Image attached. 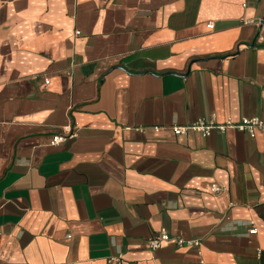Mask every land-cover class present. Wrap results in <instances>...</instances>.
<instances>
[{"label": "crops", "instance_id": "1", "mask_svg": "<svg viewBox=\"0 0 264 264\" xmlns=\"http://www.w3.org/2000/svg\"><path fill=\"white\" fill-rule=\"evenodd\" d=\"M213 116L264 117V0H0V264H264V131L170 129Z\"/></svg>", "mask_w": 264, "mask_h": 264}, {"label": "built area", "instance_id": "2", "mask_svg": "<svg viewBox=\"0 0 264 264\" xmlns=\"http://www.w3.org/2000/svg\"><path fill=\"white\" fill-rule=\"evenodd\" d=\"M246 22H252V20H247ZM258 23H262L261 21ZM209 28L214 27V22H209L207 24ZM76 34L79 35L80 31H76ZM50 80L47 78L45 80L46 84H49ZM156 132H160L161 130L165 129L166 127L163 126H154L153 127ZM170 129L176 135L187 134L189 132H197L202 136H209L213 132L217 131L220 133H225L228 130H237L241 132H246L252 138L256 137L257 133L260 131H264V117L261 116H242L238 120L233 118H227L222 122H218L213 116L212 118L208 119L205 117H199L195 120L192 124L186 126H171ZM138 130L142 131V128H138ZM78 135V128L73 126L72 124L66 126L62 129V132L56 133L53 135L52 144L58 145L64 141L72 139ZM227 188L225 185L219 184L217 182H212L209 185V191L211 193H220L225 191ZM249 232L254 234L258 232V227L254 221L251 222V226ZM172 242L176 244L178 247H185V248H200L202 242L200 239L194 238H185L182 236H174L170 234L167 230L162 229L156 234L150 236L147 239V244L151 250H156L160 248L164 243ZM262 250L258 249L257 257H261ZM122 256H112L109 261H118L120 262ZM203 260L200 259V263L203 264Z\"/></svg>", "mask_w": 264, "mask_h": 264}]
</instances>
